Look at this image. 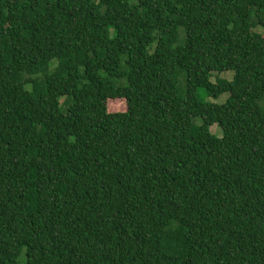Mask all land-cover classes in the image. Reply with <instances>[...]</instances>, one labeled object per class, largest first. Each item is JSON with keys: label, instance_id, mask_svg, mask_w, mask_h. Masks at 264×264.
Returning a JSON list of instances; mask_svg holds the SVG:
<instances>
[{"label": "trees", "instance_id": "1", "mask_svg": "<svg viewBox=\"0 0 264 264\" xmlns=\"http://www.w3.org/2000/svg\"><path fill=\"white\" fill-rule=\"evenodd\" d=\"M0 264H264V0H0Z\"/></svg>", "mask_w": 264, "mask_h": 264}, {"label": "rangeland", "instance_id": "2", "mask_svg": "<svg viewBox=\"0 0 264 264\" xmlns=\"http://www.w3.org/2000/svg\"><path fill=\"white\" fill-rule=\"evenodd\" d=\"M217 76L231 79L233 77V72L232 71L231 72H223L220 74L216 73L215 77L213 78L214 81H216ZM200 95H201V97H204L207 101L223 103L228 98L229 93L223 94L220 98H214V97L207 96L201 90ZM109 108H110V110L126 111L127 110V104L123 101V99H111L109 102ZM211 130L218 135L221 134V128L217 124H215Z\"/></svg>", "mask_w": 264, "mask_h": 264}]
</instances>
